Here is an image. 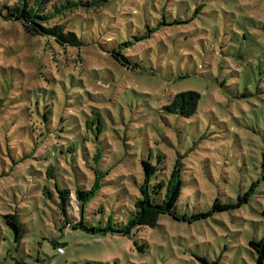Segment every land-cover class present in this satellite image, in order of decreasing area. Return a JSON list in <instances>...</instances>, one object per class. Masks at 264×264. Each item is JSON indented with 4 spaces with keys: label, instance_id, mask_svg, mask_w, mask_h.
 <instances>
[{
    "label": "rangeland",
    "instance_id": "374dc122",
    "mask_svg": "<svg viewBox=\"0 0 264 264\" xmlns=\"http://www.w3.org/2000/svg\"><path fill=\"white\" fill-rule=\"evenodd\" d=\"M50 23L83 45L0 18V263L255 264L249 241L264 240V0H106ZM186 91L199 94L195 113H168ZM177 158L179 213L206 212L215 199L233 207L116 232L132 217L141 161L160 180ZM96 173L82 218L105 231L65 227L57 189L71 192L75 223L74 192L90 189ZM6 214L23 225L18 244Z\"/></svg>",
    "mask_w": 264,
    "mask_h": 264
},
{
    "label": "trees",
    "instance_id": "16d2710c",
    "mask_svg": "<svg viewBox=\"0 0 264 264\" xmlns=\"http://www.w3.org/2000/svg\"><path fill=\"white\" fill-rule=\"evenodd\" d=\"M57 2V3H56ZM106 0H78L70 1L63 0L50 2V0H17L14 5L11 3L0 4V18L6 21H17L22 23L28 34L51 36L61 46H82L83 43L73 31H64L66 26L63 24L51 25L50 21L56 17L63 16L66 12H72L78 7L82 8H100ZM199 7L195 9L198 12ZM113 57L121 64H127L125 58L112 52ZM199 94L193 91L181 92L172 97L165 110L168 113L181 116L183 118L191 117L197 108ZM96 119H100L97 115ZM98 122H100L98 120ZM92 124V123H91ZM94 124V122H93ZM100 124V123H99ZM101 126V125H100ZM159 162V161H158ZM143 170V181L139 185V197L134 201V211L127 225L121 230L116 231L121 234H129L131 229L138 227H155L160 216L168 215L175 220H183L190 222L199 218L207 217L217 211L232 208L231 204H221L215 199L211 208L203 213L181 214L177 210V204L181 195L183 186V164L180 158H177L173 163L170 172L164 178L158 180V168L147 160L141 161ZM96 180L93 186L88 190H75V199L79 206L80 218L71 223L69 219L68 203L71 192L68 189H57L59 204L58 211L62 217L65 227L72 229H81L85 231H105L97 227L86 226L82 218V210L87 202H89L96 194L99 188V173L95 174ZM50 195V193H46ZM240 202V198H239ZM238 202V203H239ZM240 205V204H237ZM236 205V206H237ZM3 219L7 226L14 231V242L18 244L24 236L23 225L16 214H6ZM53 249L57 255L64 245L58 242H52ZM249 247L256 253L255 264H264V240L249 241ZM38 259V258H37ZM202 264H209L205 258H199ZM19 264L18 262H15ZM21 263H23L21 261ZM4 264V263H0ZM35 264H40L37 260ZM47 264H56L51 258Z\"/></svg>",
    "mask_w": 264,
    "mask_h": 264
},
{
    "label": "built area",
    "instance_id": "2783aa9c",
    "mask_svg": "<svg viewBox=\"0 0 264 264\" xmlns=\"http://www.w3.org/2000/svg\"><path fill=\"white\" fill-rule=\"evenodd\" d=\"M63 251H64V249H63V248H61V247L58 249V252H59L60 254H62V253H63Z\"/></svg>",
    "mask_w": 264,
    "mask_h": 264
}]
</instances>
